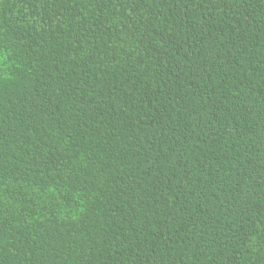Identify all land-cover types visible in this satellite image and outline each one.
<instances>
[{"label":"trees","instance_id":"obj_1","mask_svg":"<svg viewBox=\"0 0 264 264\" xmlns=\"http://www.w3.org/2000/svg\"><path fill=\"white\" fill-rule=\"evenodd\" d=\"M0 264H264V0H0Z\"/></svg>","mask_w":264,"mask_h":264}]
</instances>
